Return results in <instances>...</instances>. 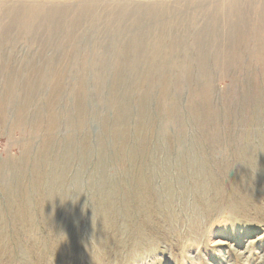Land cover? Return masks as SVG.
Listing matches in <instances>:
<instances>
[{"label":"rangeland","instance_id":"obj_1","mask_svg":"<svg viewBox=\"0 0 264 264\" xmlns=\"http://www.w3.org/2000/svg\"><path fill=\"white\" fill-rule=\"evenodd\" d=\"M0 264H264V0H0Z\"/></svg>","mask_w":264,"mask_h":264}]
</instances>
